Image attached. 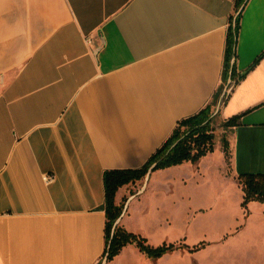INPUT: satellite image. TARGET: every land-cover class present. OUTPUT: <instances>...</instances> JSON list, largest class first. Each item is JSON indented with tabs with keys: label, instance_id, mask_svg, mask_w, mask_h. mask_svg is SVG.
I'll return each instance as SVG.
<instances>
[{
	"label": "crops",
	"instance_id": "obj_1",
	"mask_svg": "<svg viewBox=\"0 0 264 264\" xmlns=\"http://www.w3.org/2000/svg\"><path fill=\"white\" fill-rule=\"evenodd\" d=\"M235 13L236 0H0V264L101 260L105 171L144 165L212 102ZM236 52L237 79L215 106L221 124L240 116L223 125L234 179L264 172V0L244 5ZM219 160L225 171L215 143L197 164L152 171L140 196L122 187L118 224L143 232L160 179L184 167L205 177ZM132 244L109 262L139 257Z\"/></svg>",
	"mask_w": 264,
	"mask_h": 264
},
{
	"label": "rangeland",
	"instance_id": "obj_2",
	"mask_svg": "<svg viewBox=\"0 0 264 264\" xmlns=\"http://www.w3.org/2000/svg\"><path fill=\"white\" fill-rule=\"evenodd\" d=\"M220 121L218 116L214 120L215 143L224 149L228 133ZM194 169H175L159 180L156 223L147 220L139 233L154 245L166 241L192 246L205 241V246L195 251L177 249L157 259L137 247L139 257L127 250L114 264H264V202L254 200L242 206L243 191L231 175L230 164L224 171L220 160L212 163L205 167V177ZM173 177L170 191L169 184L162 183ZM145 178L138 183L143 185ZM138 183L129 185L131 195L139 192Z\"/></svg>",
	"mask_w": 264,
	"mask_h": 264
},
{
	"label": "trees",
	"instance_id": "obj_3",
	"mask_svg": "<svg viewBox=\"0 0 264 264\" xmlns=\"http://www.w3.org/2000/svg\"><path fill=\"white\" fill-rule=\"evenodd\" d=\"M247 1L236 0V13L231 15L229 19L223 73L224 83L228 81L230 76L234 81L237 79L235 64L236 47L240 29V18ZM224 83L220 86L212 102L198 112L178 121L169 138L152 154L144 165L137 168H115L105 171L106 248L101 260L94 264H102L106 254L108 261L114 259L130 243H135L142 252L152 259H157L177 249L187 248L195 251L205 246V241L192 246L186 242L166 241L154 245L149 242L148 237L143 236L141 233L128 230L119 224L115 226L125 205V199L117 202L116 195L122 187L129 186L130 184L135 185L144 179L151 167L152 171H155L186 161L197 164L203 156L214 151V120L218 115V112H215V106L224 89ZM222 100H225V97ZM239 119V115L233 116L226 120L223 125L226 127L237 125ZM223 142L225 156L228 164H230L229 140L226 138ZM236 179L243 191L242 206L247 207L248 203L254 200L264 202V172H241L236 176Z\"/></svg>",
	"mask_w": 264,
	"mask_h": 264
},
{
	"label": "water",
	"instance_id": "obj_4",
	"mask_svg": "<svg viewBox=\"0 0 264 264\" xmlns=\"http://www.w3.org/2000/svg\"><path fill=\"white\" fill-rule=\"evenodd\" d=\"M233 61H234V59H233ZM230 79H231V78H230ZM151 172H152V167L150 168L149 172H148L147 175H146V181H145V186H144V187H146V185H147V182H148V180H149V176H150V173H151ZM143 189H144V188H143ZM141 192H142V191H139L138 193L131 195V198L137 196V195H138L139 193H141ZM131 198H129V200H130ZM129 200H128V201H129ZM128 201L126 202V204H125V206H124V210H123L121 216L117 219V221H116V223H115V226L118 225L120 219H121L122 216L126 213V210H127V207H128ZM107 261H108V257H107V254H106L105 257H104V259H103V261H102V264H106Z\"/></svg>",
	"mask_w": 264,
	"mask_h": 264
},
{
	"label": "built area",
	"instance_id": "obj_5",
	"mask_svg": "<svg viewBox=\"0 0 264 264\" xmlns=\"http://www.w3.org/2000/svg\"><path fill=\"white\" fill-rule=\"evenodd\" d=\"M234 84H235V81L232 80V78L228 79V81L225 83V86H224L222 98L227 96L228 92L231 90V88L233 87Z\"/></svg>",
	"mask_w": 264,
	"mask_h": 264
}]
</instances>
